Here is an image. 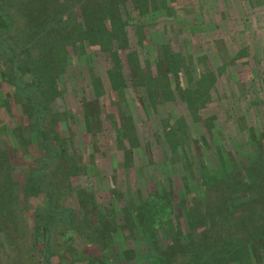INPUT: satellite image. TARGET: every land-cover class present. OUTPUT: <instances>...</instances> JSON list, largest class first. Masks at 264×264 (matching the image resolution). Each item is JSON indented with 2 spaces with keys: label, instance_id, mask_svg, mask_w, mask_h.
I'll use <instances>...</instances> for the list:
<instances>
[{
  "label": "rangeland",
  "instance_id": "374dc122",
  "mask_svg": "<svg viewBox=\"0 0 264 264\" xmlns=\"http://www.w3.org/2000/svg\"><path fill=\"white\" fill-rule=\"evenodd\" d=\"M163 4L159 11L138 15L127 1L123 10L120 9L119 15L124 20L120 27L119 24L111 26L107 14L103 20L100 19L102 28L112 33L109 37L111 43H119V37L115 38L117 31L121 29L124 33L120 37V43L124 40V49L112 47L111 52L105 50L103 42L89 43L88 38L82 36V16L77 6L71 7L74 11L68 14L64 28L66 37L63 41L67 40L66 44L59 43L47 52L50 58L58 61L56 64L54 60L49 68L54 76L51 82L56 80L55 87L50 89L56 92L51 95L46 110L42 111L43 117L35 119V126L41 131V137L37 135L39 143L29 133L28 120L23 111L24 100L18 103L12 98L14 87L9 83L11 74L7 72L12 58L0 48V94L6 96L9 103L8 113L0 106V146L9 157L11 177L17 183V195L20 197V185L30 183L28 174L33 175L34 182L42 180L43 190L37 189L36 194L30 195L28 203L25 200L26 214L32 215L34 210L42 211L40 206L45 205L49 192L54 211L66 207L74 209L75 229L69 235L75 236L72 239L68 236L66 240L88 254L97 256L99 251L93 245L83 244L79 234L93 229L96 212L109 209L112 204L117 207L124 192L129 193V201H139L147 194L156 195L164 188H169L179 201L180 198L187 201L190 197L203 199L202 179L208 180L207 174L219 171V155L230 156L236 164H240L244 160V149L249 157L253 147L248 128L255 129L256 133L264 129V0H165ZM19 18L15 12L9 14V27L0 26V42L14 47L22 71L18 75L23 89L27 93L30 88L35 89L32 94L35 93L43 106L45 96L42 89L50 82L46 81L44 71L33 67V57L30 59L22 52L21 42L14 43L12 39L21 25ZM139 30H144L146 39L140 37ZM59 41L63 42L58 37ZM165 43L170 52L178 55L181 60L178 64L189 63L185 71L177 69L184 72H179L178 78L183 88L196 91L195 82L200 80L199 74L204 69L209 71V80L203 76L205 82L200 83L202 87L206 86L209 97L196 109V114L205 120L206 125L190 118L185 109L188 97L175 90L176 82L169 73L166 79L158 77L157 84L153 85L158 89L167 85L172 91V100L155 102L154 108L149 107L148 110V100L138 93L137 74L164 77V65L157 61L162 57V45ZM131 50L136 57V71L130 70L125 58ZM242 50L244 55L238 54ZM114 53L119 59L117 65L115 57V70L124 85L118 90L110 87L107 77ZM64 54L67 55L65 61ZM235 54L239 58L232 62ZM155 62L159 65H156L157 74ZM224 63L226 66L218 73ZM93 83L96 86L93 87ZM96 90L97 94L94 93ZM149 111H156L160 119L171 125L182 118L188 130L185 148L194 162L193 172H189L190 168L183 163L184 156L180 151L171 153L168 149L162 128L157 126L158 115L151 116ZM127 116L132 120V134L136 133L138 141L129 154L122 148L127 150L128 142L123 138V146L120 147L114 131L115 126L123 127ZM14 127L17 128L16 137L11 130ZM46 141L50 151L56 153V158H48L44 163L41 157L48 156ZM68 170V174L72 172L70 176ZM19 201L24 202L22 197ZM2 211L6 212V209ZM175 213L177 222H174ZM185 217L180 207L175 208L169 224L154 229L155 239L167 247L163 251L165 254L170 252V241L178 249L180 243L187 240L182 234L188 232ZM32 225V218H28L27 227ZM201 227L204 226L198 225L197 230ZM121 230V237L107 250L109 264H143L152 253L150 241L136 233L131 237L124 226ZM61 231L52 235V250H59L57 242L64 241ZM21 237L19 245L21 248L28 247L30 255V260L25 256L27 262L23 264H41L39 258L44 259V256L31 249V236ZM0 242V264H20L15 250L9 251L1 235ZM130 249L133 251L131 260L128 258L132 253L125 252ZM255 250V256L252 255L245 264H264V243L256 245ZM47 264L64 262L62 258L58 261L57 256L50 255Z\"/></svg>",
  "mask_w": 264,
  "mask_h": 264
},
{
  "label": "trees",
  "instance_id": "16d2710c",
  "mask_svg": "<svg viewBox=\"0 0 264 264\" xmlns=\"http://www.w3.org/2000/svg\"><path fill=\"white\" fill-rule=\"evenodd\" d=\"M127 1H130L131 7L137 11L138 15H142L159 11L164 6L163 2L165 0H19L18 2L0 0V26L3 28L9 27L8 17L12 12L20 16L21 25L16 29L17 32L14 33L12 39L14 43L21 42L22 52L30 59L33 57L31 59L32 63H35L33 67L38 71H44V74L47 75L45 77L46 81L50 82L49 88L46 86L42 89L45 96L44 105L42 106L40 101L36 99L35 93L32 94L35 89L30 88V94L23 89L22 81L18 75L22 71L17 59L18 54L14 47L7 42H0V48L12 58L7 69V72L11 74L9 83L14 87L12 98L18 103L24 100L23 111L28 120V130L29 133L33 134L36 142H40V139H37V135L40 138L41 131L35 126V119L39 116L43 117L44 113L42 111L46 110V104L51 95L56 92L50 89V87L55 85L56 80L51 82L54 76L49 71L55 58H50L47 52H50L59 43H63L62 45L66 44L67 40L63 41V38L66 37L64 28H66L68 14H72L74 11H71V7L77 6L82 16V26L84 27L82 36L87 37L89 43L103 42L105 50L111 52L112 47H116L118 50L124 49V40L120 43V37L124 33L121 29L117 31L118 34L115 38L119 37V43H111L109 37L112 36V33L102 28L100 19L103 20L107 14L111 19V26L119 24L120 27L121 22H124L121 15H119L120 9L123 10ZM3 4L5 6H2ZM139 31H141L139 33L140 37H144V35L146 37L144 30ZM58 37L63 42H58ZM140 44L142 43L140 42ZM72 45L73 47L77 46L75 44ZM244 52L242 50L238 54L244 55ZM133 54L134 52L131 50L125 55V58L130 70L136 71L134 68L136 67V57ZM238 54L233 55L231 61L238 59ZM64 55L62 57H64L63 60L65 61L67 55ZM161 55L162 57L157 62L159 64L162 62L164 65L166 70L164 77L162 75L154 77L144 74L136 75L140 85L138 93L141 97H145L148 100V110L154 108L155 102L172 100V91L169 87L167 88V85L162 89H158L153 85L154 83L157 84L156 80L158 77L166 79V74L169 73L173 75V79L176 82L175 90H179L178 92L181 96L188 97L185 109L188 111L190 118L195 122L206 125L205 120L196 114V109L201 107L203 102L209 97L206 86L202 87L200 85L203 80L205 82L203 76L206 78L207 76L210 77L209 71L204 69L199 74L200 80L195 82L196 91L185 86L183 88L182 84H180V79H178L180 71L177 69L181 70L182 68L185 71L189 63L185 61V63L178 64L181 60L177 58V54L170 52L166 43L162 45ZM116 56V53L112 55V68L107 69V77L113 90L124 87L121 76L115 70ZM57 62L55 60L56 64H58ZM118 62L119 59L117 60V65ZM157 62L154 64L155 67L158 65ZM225 66L226 63L223 64L220 70H217L218 73ZM139 70L140 68L137 71L138 73ZM33 83L36 84L37 82ZM92 85L93 87L96 86L95 83ZM158 85L162 86L161 84ZM94 93L97 94V90ZM138 95L136 98H138ZM187 100L189 103H187ZM0 106L4 108L6 113L9 112L8 99L2 94H0ZM39 111L41 113H38ZM149 112L151 116L158 115L156 111ZM124 120H126V123L123 127L115 126L114 131L117 134L116 142L120 147L123 146V138L128 142L127 148L129 150H126L125 147L122 148L129 154L138 141L136 133L132 134L134 127L131 118L127 116ZM156 120L157 126L162 128L164 142H166L168 149L171 153H175L177 150L180 151L184 156L183 163L187 168H190L189 172H193L192 166L194 162L190 159V154H187V149L185 148L188 140V130L182 118L174 121L173 125L160 119L159 115ZM252 129L248 128L247 130L250 141L253 144L249 157L244 149L242 152L243 162L236 164L230 156L222 157V155H219L221 167H217L219 171H214L212 175L210 173L207 174L208 180L202 179L204 186L203 199L196 200V198L190 197L187 201L185 198H180L179 201L169 188H164L162 189L164 191H158L156 195L147 194L146 197L141 198L139 201L132 199L129 201V193L126 191L122 194V201L118 203L117 207H113L112 203H110L112 207L109 209L102 206V213L96 212L93 219V229L86 234H79L81 239H83V244L97 247L99 251L97 256L75 248L70 240H66L68 236L70 239L75 236L69 235L72 229H75L73 227L74 209L71 210V208L66 207L61 208L59 211H54L49 192L47 193L45 205L40 206L42 211L37 212V210H34L32 215L26 214L27 205L25 202L27 201L28 203L29 196L36 194L37 189L43 190L40 184L42 180L34 182L32 180L33 175L28 174L30 183H23L19 186L21 190L20 197L24 200V202H20V197L17 195L18 192H16L15 187L17 183L11 177L12 166L10 165L9 157L0 146V235L2 236V242L9 246L10 252L13 249L15 250L17 254L15 257L20 264L27 262L25 261L27 258L30 260L28 247L21 248L19 245L22 239L21 236L24 235L31 236L30 247L34 253H40V256H44V259L39 258L41 264H47L50 255L57 256L58 261L62 258L64 264H109L106 259L107 250L115 245L116 239L121 237V229L124 226L128 229L131 237H134L136 233V235H143L147 241H150L152 253L143 264H245L252 255L255 256L256 245L261 246L264 243V129L258 133H256L255 129ZM11 130L16 137L17 128L14 127ZM86 131L89 132V130ZM17 135L19 136V134ZM45 145L48 156L46 158L41 157L44 163L46 159L49 160L48 158H56V153L50 151L47 141ZM67 157L66 155L64 156L66 159ZM69 171H67V174ZM71 174L72 172L68 175L70 176ZM80 199L82 201L85 200L81 197ZM179 207L186 216L185 222L188 232L186 231L187 234L181 232L183 236L187 237V240L180 243L178 249H175L176 245H174L173 241H170V248L173 251L169 249L170 252L165 254L163 252L167 249L165 243L161 244L158 242L154 237L153 231L161 226H167L171 214L175 212V208ZM2 209H6V212H3ZM56 214L60 215L56 216ZM117 215L120 216L118 217ZM175 215L176 213L174 214V222H177ZM53 216L57 218H52ZM28 218H32L33 222V225L29 226V228L27 227ZM199 221L201 222L198 225H203L204 227L197 230ZM59 227H61V238L64 237V241L62 239L63 242H57L59 250H52V245L50 244L53 239L52 235L55 231H60ZM125 252L132 253V256L128 258L131 260L133 251L130 249ZM59 254L61 256H58ZM47 256L48 258H46ZM247 264H250V262Z\"/></svg>",
  "mask_w": 264,
  "mask_h": 264
}]
</instances>
